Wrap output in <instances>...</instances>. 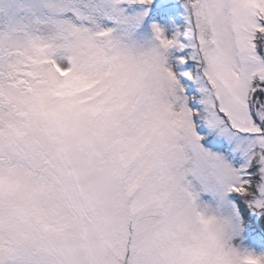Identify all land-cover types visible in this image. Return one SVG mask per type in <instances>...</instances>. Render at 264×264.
Listing matches in <instances>:
<instances>
[{
  "label": "snow or ice",
  "instance_id": "1",
  "mask_svg": "<svg viewBox=\"0 0 264 264\" xmlns=\"http://www.w3.org/2000/svg\"><path fill=\"white\" fill-rule=\"evenodd\" d=\"M152 2L0 0V264H181L201 192L264 211V0H185L182 26L145 36L149 8L129 9Z\"/></svg>",
  "mask_w": 264,
  "mask_h": 264
},
{
  "label": "clouds",
  "instance_id": "2",
  "mask_svg": "<svg viewBox=\"0 0 264 264\" xmlns=\"http://www.w3.org/2000/svg\"><path fill=\"white\" fill-rule=\"evenodd\" d=\"M179 229L174 243L181 264H264V253L243 245V223L222 202L200 199L195 207L185 204Z\"/></svg>",
  "mask_w": 264,
  "mask_h": 264
},
{
  "label": "rangeland",
  "instance_id": "3",
  "mask_svg": "<svg viewBox=\"0 0 264 264\" xmlns=\"http://www.w3.org/2000/svg\"><path fill=\"white\" fill-rule=\"evenodd\" d=\"M184 3L185 0H153L151 5H140V4H135L132 6L131 9H129L130 11H136V10H140L142 7H148L149 8V12L150 10L155 7V8H167V7H174L177 9H181L183 11H180L179 16H177L176 18L174 17H169L168 21L165 22H160V21H151L149 19V13L148 15L145 17L144 23L141 25L140 29L138 30L139 33L145 35V36H151L152 35V27L151 25L153 23H158L160 25H162L168 34H171L173 31L176 30V28L178 26H182L184 23H182V21L184 20V15L186 16V9L184 7ZM179 13V12H178ZM184 13V15H183ZM262 23H264V21H262ZM256 43L258 45L257 47V52L259 55H261L262 57H264V34H257V40ZM174 51V50H172ZM187 50H184V52H176L177 55L174 53V57L181 55V54H186ZM173 65H175L176 61L174 59V61H172ZM195 67V61H189L188 64L181 70V71H187L190 70L191 68ZM175 70V68H174ZM181 84L185 87L186 84L190 81L186 76L181 75L179 77ZM194 85L197 86L196 82H194ZM185 94L188 96H191L189 92H187V90L185 89ZM198 103L199 108H201L202 106L199 105L198 100H195ZM190 103V101H189ZM199 124H200V128L196 127V132L198 135H200L202 137L201 139V144L208 149L209 151L212 152H216V153H223L228 159L232 160V162L234 164L237 163V161H239V156L237 154H235L234 152H232V145L230 144V142L228 141V139L225 136L219 135L215 130L209 128V126L207 125V123L201 119H199L197 117ZM194 123L196 124V121L194 119ZM235 157V158H234ZM235 193V192H233ZM201 200H211L213 203H217V202H222L225 204V206L230 210V211H234L236 213V215L239 217V219L241 220V215L239 213L238 207L236 205V202L234 200L233 194H231V192L229 191H225L222 187H213L210 188L206 191L201 192V196H200ZM248 202V201H247ZM249 205V203H248ZM250 206V205H249ZM250 208L252 209V211L254 213L258 212V211H254L253 207L250 206ZM244 234V231H243ZM242 234V235H243ZM244 239H243V245H245L246 248L254 250L258 253H264V240H260V241H253L251 240L249 243L244 241L247 240L248 236L243 235Z\"/></svg>",
  "mask_w": 264,
  "mask_h": 264
},
{
  "label": "trees",
  "instance_id": "4",
  "mask_svg": "<svg viewBox=\"0 0 264 264\" xmlns=\"http://www.w3.org/2000/svg\"><path fill=\"white\" fill-rule=\"evenodd\" d=\"M180 11H183L182 8L179 10V9L174 8L172 6L164 8V9L153 7L149 12V19L153 22L154 21L165 22V21L169 20V17L176 18L177 16H179ZM183 15H184V13H183ZM185 22L186 21H185V15H184V20L182 21V23H185ZM176 52L177 51L175 49H174V51H172L173 57H174V55H173L174 53L177 55ZM172 61H174V59ZM194 82L195 81L190 80L185 86V89L187 90V92L190 93L191 96H197L198 95V88H197V86L194 85ZM189 106L193 107V108H199L198 103L195 100H191L189 103ZM195 121H196V127L200 128V124H199V121L197 118H195ZM231 194H233L234 200L236 202L239 213L241 215V221H242L243 227H244V234L243 235L250 237L248 239L255 238L257 241L259 230H258V226L255 222L254 212L252 211V209L248 205L247 200L244 199V197H242L238 193L231 192ZM259 225H261L262 228L264 227V215H262L259 218Z\"/></svg>",
  "mask_w": 264,
  "mask_h": 264
},
{
  "label": "water",
  "instance_id": "5",
  "mask_svg": "<svg viewBox=\"0 0 264 264\" xmlns=\"http://www.w3.org/2000/svg\"><path fill=\"white\" fill-rule=\"evenodd\" d=\"M261 213H264V211H262ZM258 216V215H257ZM261 231H262V229L261 228H259ZM263 232V231H262Z\"/></svg>",
  "mask_w": 264,
  "mask_h": 264
},
{
  "label": "flooded vegetation",
  "instance_id": "6",
  "mask_svg": "<svg viewBox=\"0 0 264 264\" xmlns=\"http://www.w3.org/2000/svg\"><path fill=\"white\" fill-rule=\"evenodd\" d=\"M263 229H264V227H263Z\"/></svg>",
  "mask_w": 264,
  "mask_h": 264
}]
</instances>
